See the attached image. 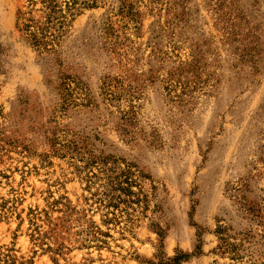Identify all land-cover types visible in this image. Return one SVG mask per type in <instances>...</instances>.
<instances>
[{"label":"rangeland","instance_id":"374dc122","mask_svg":"<svg viewBox=\"0 0 264 264\" xmlns=\"http://www.w3.org/2000/svg\"><path fill=\"white\" fill-rule=\"evenodd\" d=\"M77 2L0 0V264H264V0Z\"/></svg>","mask_w":264,"mask_h":264},{"label":"trees","instance_id":"16d2710c","mask_svg":"<svg viewBox=\"0 0 264 264\" xmlns=\"http://www.w3.org/2000/svg\"><path fill=\"white\" fill-rule=\"evenodd\" d=\"M78 0H26V6L18 7L16 12V30L24 40L40 55L56 52V46L64 33L65 28L74 18V11ZM40 8H37L38 6ZM39 14V16H37ZM0 43V60L3 56ZM0 73H3L0 61ZM132 166L123 169L120 176L111 182L109 190V205L114 203V208L119 209L120 204L127 202L135 196L131 188L135 182L131 181ZM133 203L132 201H129ZM223 249H228L229 244L223 242ZM225 251V250H224ZM201 250H198V254ZM189 256L180 254L164 264H181Z\"/></svg>","mask_w":264,"mask_h":264}]
</instances>
